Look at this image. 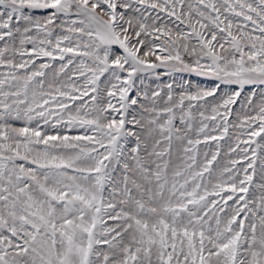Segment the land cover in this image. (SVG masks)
<instances>
[{"label":"snow or ice","instance_id":"6c2138e0","mask_svg":"<svg viewBox=\"0 0 264 264\" xmlns=\"http://www.w3.org/2000/svg\"><path fill=\"white\" fill-rule=\"evenodd\" d=\"M0 264H264V0H0Z\"/></svg>","mask_w":264,"mask_h":264},{"label":"rangeland","instance_id":"374dc122","mask_svg":"<svg viewBox=\"0 0 264 264\" xmlns=\"http://www.w3.org/2000/svg\"><path fill=\"white\" fill-rule=\"evenodd\" d=\"M157 71L159 73H161L162 78L160 80H156L155 77H150L148 80H146V83L150 84L152 87H155L156 84H158V83H161V84L169 83V82H171V80L173 78H175V80L177 82H179L181 77H183L185 80H188V79L199 80L201 83H207L208 82L204 78H197L194 75H190L188 73H175V74H173V77H169V76L163 75L166 72V69L160 68V69H157ZM101 79L103 80V78H101ZM177 90L179 91V89H177Z\"/></svg>","mask_w":264,"mask_h":264}]
</instances>
